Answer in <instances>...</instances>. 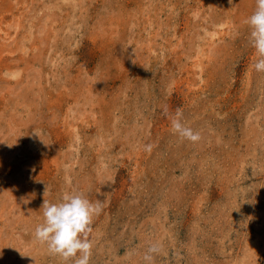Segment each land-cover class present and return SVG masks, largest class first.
<instances>
[{
	"label": "rangeland",
	"instance_id": "obj_1",
	"mask_svg": "<svg viewBox=\"0 0 264 264\" xmlns=\"http://www.w3.org/2000/svg\"><path fill=\"white\" fill-rule=\"evenodd\" d=\"M255 7L0 0V264H65L34 230L73 190L104 205L90 264H264Z\"/></svg>",
	"mask_w": 264,
	"mask_h": 264
},
{
	"label": "clouds",
	"instance_id": "obj_2",
	"mask_svg": "<svg viewBox=\"0 0 264 264\" xmlns=\"http://www.w3.org/2000/svg\"><path fill=\"white\" fill-rule=\"evenodd\" d=\"M245 23L250 28V44L258 56L254 68L257 72H264V0H256L255 10L246 18ZM171 125L173 132L181 139L193 143L201 139L198 131L183 122L180 109L176 110ZM151 149V144L145 146L146 151ZM103 208L99 200L93 202L83 192L75 190L63 192L58 202L45 199L42 205L44 220L36 226L34 238L46 244L48 252L61 257L65 264L68 261L73 264H90L93 244L89 234L94 218L101 214ZM159 251L158 244L151 245L144 260L151 262L153 254Z\"/></svg>",
	"mask_w": 264,
	"mask_h": 264
}]
</instances>
